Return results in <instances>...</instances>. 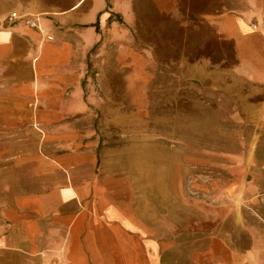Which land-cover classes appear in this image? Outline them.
<instances>
[{"label": "rangeland", "instance_id": "374dc122", "mask_svg": "<svg viewBox=\"0 0 264 264\" xmlns=\"http://www.w3.org/2000/svg\"><path fill=\"white\" fill-rule=\"evenodd\" d=\"M21 1L68 27L97 24L85 82L100 168L148 214L161 264H193L210 205L239 201L245 223L264 227V82L220 27L226 14L257 22L264 0Z\"/></svg>", "mask_w": 264, "mask_h": 264}, {"label": "crops", "instance_id": "0c3cea01", "mask_svg": "<svg viewBox=\"0 0 264 264\" xmlns=\"http://www.w3.org/2000/svg\"><path fill=\"white\" fill-rule=\"evenodd\" d=\"M67 20L0 0V264H161L152 224L140 216L148 214L121 177L100 168L85 82L98 33ZM220 27L264 82V13L255 23L222 15ZM197 215L215 220L193 264H264V227L245 223L241 202Z\"/></svg>", "mask_w": 264, "mask_h": 264}, {"label": "built area", "instance_id": "2783aa9c", "mask_svg": "<svg viewBox=\"0 0 264 264\" xmlns=\"http://www.w3.org/2000/svg\"><path fill=\"white\" fill-rule=\"evenodd\" d=\"M17 18L16 13H11L10 16L8 17L9 21H12L13 19Z\"/></svg>", "mask_w": 264, "mask_h": 264}, {"label": "trees", "instance_id": "16d2710c", "mask_svg": "<svg viewBox=\"0 0 264 264\" xmlns=\"http://www.w3.org/2000/svg\"><path fill=\"white\" fill-rule=\"evenodd\" d=\"M117 21H118V22H121L119 18L117 19ZM94 26H95V28L97 29V24H95Z\"/></svg>", "mask_w": 264, "mask_h": 264}]
</instances>
